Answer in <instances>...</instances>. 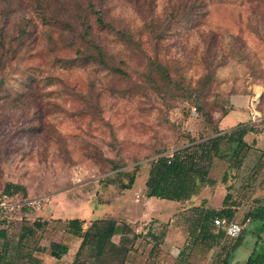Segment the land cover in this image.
Here are the masks:
<instances>
[{
    "label": "rangeland",
    "instance_id": "374dc122",
    "mask_svg": "<svg viewBox=\"0 0 264 264\" xmlns=\"http://www.w3.org/2000/svg\"><path fill=\"white\" fill-rule=\"evenodd\" d=\"M183 10L200 15L183 19ZM95 11L111 27L98 24ZM254 90L264 111V0H0V192L8 182L25 189L11 196L16 205L1 212L0 229L14 246L21 224L44 222L21 245L22 257L36 244L46 249L33 253L40 264H69L79 239L61 220L77 217L86 227L127 216L141 233L124 264H224L233 239L192 245L189 206L218 205L216 186L243 204L239 219L264 204V122L248 121L260 136L244 137L239 168L213 157L214 186L188 201L152 197L154 212L141 219L144 182L152 160L206 140L230 109L229 96ZM126 171L135 175L130 189L104 183L127 182ZM154 223L153 233L165 237L155 244L144 237ZM252 229L249 221L227 264H244ZM50 241L68 252L50 256Z\"/></svg>",
    "mask_w": 264,
    "mask_h": 264
},
{
    "label": "trees",
    "instance_id": "16d2710c",
    "mask_svg": "<svg viewBox=\"0 0 264 264\" xmlns=\"http://www.w3.org/2000/svg\"><path fill=\"white\" fill-rule=\"evenodd\" d=\"M198 0H193L197 2ZM175 17V13H170ZM202 14V13H201ZM96 22L100 25H107L101 18V14L95 11ZM197 14V11L183 10L181 17L188 19ZM111 27V26H109ZM121 30H116L117 34L125 40L132 42L131 38H125L120 33ZM88 34V32H85ZM86 34L83 35V38ZM98 56L102 60L103 52L97 46ZM157 66V70L166 74L165 68L158 62H153ZM119 71V70H117ZM167 75V74H166ZM192 102L201 110V115L204 121L211 122L212 117L202 110L200 98L196 95ZM227 111H223L225 115ZM257 133V129L248 124H238L236 127L229 130H221L216 126L204 141H196L193 144L184 148H179L171 152L169 155L159 156L152 160L149 164L147 177L144 182L145 196L166 198L175 201H185L192 196L197 195L204 186H214L215 179L208 177L209 167L212 165L213 157L220 160L228 161L230 167L239 168L243 161V151L248 147V143L244 137L250 133ZM229 145V149H225V145ZM127 182L123 183L119 177L108 178L105 184H117L122 189H130L134 183V172H123ZM19 191H25L20 184L8 182L5 184L3 192L14 196ZM233 198L228 193H225L222 198V203L219 208L205 207L204 200L196 206L190 208L188 233L194 235L191 244L196 245L198 242L206 247L212 246V243L219 241L224 237V230L221 227L214 225L213 220L216 217L225 219L226 221L237 220L239 222L249 218L253 225L252 236L254 239L253 247L248 254L244 264H264V238L261 236L264 233V204H259L243 214L242 218H238V211L243 204H235ZM0 210V217L1 215ZM4 217V216H3ZM63 221L62 230L79 239L78 247L74 253L73 259L69 264H124L126 255L129 252V245L141 232L133 230L124 221H119L114 218H96L93 219L88 226L84 227V221L80 218L73 217ZM44 223V222H42ZM42 223L34 221L30 225L21 224L20 232L17 235L14 246H11V241L7 238L6 231L0 229V239L2 247L0 250V264H17L29 262V264H40V260L33 255L34 252H44L46 249L42 246L33 245L26 251L24 257L21 245H27L35 234V230L41 228ZM156 224L146 228L144 237H147L151 242L158 243L163 241V237H157L158 233L154 232L153 227ZM160 228V226H159ZM213 229H216L214 232ZM132 232V237L128 233ZM118 235L117 242L113 241V236ZM143 236V235H142ZM242 236V235H241ZM239 235L233 239V244L225 254L224 264L228 263L229 258L237 241L240 240ZM236 242V243H235ZM14 248V255H10V248ZM49 255L55 259H60L65 255L69 247L64 242L50 241ZM29 251V252H28ZM25 264V263H24ZM28 264V263H27Z\"/></svg>",
    "mask_w": 264,
    "mask_h": 264
},
{
    "label": "crops",
    "instance_id": "0c3cea01",
    "mask_svg": "<svg viewBox=\"0 0 264 264\" xmlns=\"http://www.w3.org/2000/svg\"><path fill=\"white\" fill-rule=\"evenodd\" d=\"M261 91H255L254 90V95H250V94H247V93H236V94H231L229 96V105H230V109L227 111V113L223 116H221L216 122H217V126L221 129V130H229V129H232L234 127H236L238 124H247L248 121H250V110H251V103L258 99L259 100V95H260ZM240 108H242L241 110H245L246 111V116H244L242 114V112H245V111H242L239 110ZM232 111H237V115L235 117V119L233 120H230L229 122V125H227L226 127L222 126V121L228 119V116H229V113L232 112ZM252 123V122H251ZM253 135V136H251ZM260 134H256L254 132H250L246 135V137H255L257 139V137H259ZM209 187V186H208ZM207 187V189H209ZM206 189L205 187H203V190ZM216 191L214 194H217L219 196L218 200H219V203L218 205H213V203L208 200H204V206L205 207H213V208H219L221 206V203H222V198L224 197L225 193L224 192H221L220 190V187L219 186H216L215 187ZM203 190H201L199 193H201ZM220 190V191H219ZM136 194H138L136 192ZM143 198H144V202H142V205H145L147 207V210L145 211V209H142V211H144L141 215V219H145L148 217V215H150L152 212H154V209L152 210V208H150L151 210H148L150 206H152L153 202H152V197H146L145 194H143ZM194 197V196H192ZM214 197V196H213ZM211 197V199L213 198ZM129 199L133 200V197H130L129 196ZM189 200V199H188ZM188 200H185V201H188ZM180 202V201H178ZM200 204V203H199ZM199 204H192L191 206L189 207H192V206H196V205H199ZM110 218H114V219H117V220H122L124 221L126 224H128L130 227H133L135 224H136V220L134 219H130L129 217H123L121 219L119 218H116V217H112V216H109ZM139 218V217H138ZM96 219V218H95ZM156 224V223H154ZM135 227V226H134ZM136 228V227H135ZM134 228V229H135ZM136 231H137V228H136ZM163 238L165 239V237L163 236ZM57 242H60V241H57ZM79 244V242H78ZM78 244L76 246V248H74L73 252L75 253L77 247H78Z\"/></svg>",
    "mask_w": 264,
    "mask_h": 264
},
{
    "label": "built area",
    "instance_id": "2783aa9c",
    "mask_svg": "<svg viewBox=\"0 0 264 264\" xmlns=\"http://www.w3.org/2000/svg\"><path fill=\"white\" fill-rule=\"evenodd\" d=\"M258 103H259L258 99L254 100L251 103L250 121L252 123L264 122V111L259 110ZM11 198L12 197L10 195L4 193L3 191L0 192V210L1 211H12L14 209L16 204L11 202ZM4 217L6 218V215ZM213 222L215 226L221 227L224 230L226 239H235L236 237L240 235L242 230L245 228L246 224L249 222V218H246L244 221L239 222L234 219L231 221H226L225 219L216 217L213 220Z\"/></svg>",
    "mask_w": 264,
    "mask_h": 264
}]
</instances>
